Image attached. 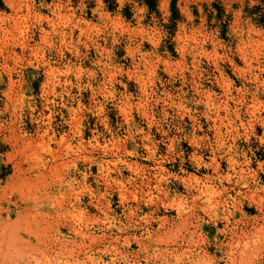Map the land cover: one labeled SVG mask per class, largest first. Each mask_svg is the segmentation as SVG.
<instances>
[{
    "label": "rangeland",
    "instance_id": "obj_1",
    "mask_svg": "<svg viewBox=\"0 0 264 264\" xmlns=\"http://www.w3.org/2000/svg\"><path fill=\"white\" fill-rule=\"evenodd\" d=\"M117 2L0 0V264H264V0Z\"/></svg>",
    "mask_w": 264,
    "mask_h": 264
},
{
    "label": "bare ground",
    "instance_id": "obj_2",
    "mask_svg": "<svg viewBox=\"0 0 264 264\" xmlns=\"http://www.w3.org/2000/svg\"><path fill=\"white\" fill-rule=\"evenodd\" d=\"M250 64H251V62H250ZM248 65H249V62H248ZM257 75V74H256ZM256 79H258V78H256ZM230 88V87H229ZM212 97V96H211ZM209 100V99H208ZM210 101H212V99L210 100ZM251 101V100H250ZM252 101H253V99H252ZM262 101V100H261ZM218 102V101H217ZM254 103H252L253 104V106L252 107H254L253 109H256V110H261V108L259 107V104H260V100H258V99H256L255 101H253ZM228 103V102H227ZM251 103V102H250ZM263 103V102H262ZM261 103V104H262ZM251 104V105H252ZM264 104V103H263ZM212 105H213V101H212ZM215 105V104H214ZM213 105V106H214ZM221 105V104H220ZM213 106H211V107H213ZM217 105H215V107H216ZM264 106V105H263ZM210 107V106H209ZM215 107H214V109H215ZM218 107V106H217ZM218 108H220V107H218ZM227 108V107H226ZM217 109V108H216ZM215 109V110H216ZM214 110V111H215ZM230 110H232V109H230ZM251 110V109H250ZM213 112V111H212ZM218 113V110H217V112L215 113V114H217ZM217 115H219V114H217ZM222 115V114H221ZM257 115V114H256ZM216 116V115H215ZM260 116V115H259ZM214 117V116H213ZM222 117V116H221ZM223 118V117H222ZM257 118V117H256ZM255 118V119H256ZM217 119H218V117H217ZM216 118H215V121L217 120ZM224 119V118H223ZM252 119V118H251ZM214 120V119H213ZM258 120V119H257ZM263 120V119H262ZM261 120V121H262ZM222 121V120H221ZM216 122H220L219 120L218 121H216ZM263 122V121H262ZM225 123V122H224ZM216 124V123H215ZM222 124V123H221ZM227 124V123H226ZM231 125V124H230ZM234 126V125H233ZM217 127V126H216ZM220 127V126H219ZM230 127V126H229ZM221 128V127H220ZM231 128V127H230ZM215 129V128H214ZM224 139V138H223ZM234 147V146H233ZM228 148V147H227ZM226 153V152H225ZM225 153H224V155H225ZM222 158V157H221ZM221 158H220V160H221ZM219 159V158H218ZM224 159H226V158H224ZM86 160V159H85ZM215 161V160H214ZM214 161H213V163H214ZM224 161V160H223ZM107 162V161H106ZM205 162V161H204ZM222 162V161H221ZM220 162V163H221ZM199 163H200V161H199ZM203 163V162H202ZM251 163V162H250ZM102 164V163H101ZM100 164V166H102ZM246 164V163H245ZM205 165V164H204ZM216 165H218V164H216ZM222 165H223V163H222ZM104 166V165H103ZM221 172V171H220ZM241 172V171H240ZM248 172V171H247ZM216 173V172H215ZM219 173V172H218ZM223 173H225V172H223ZM230 173V172H229ZM255 177V176H254ZM201 181V180H200ZM123 190V189H122ZM195 190V189H194ZM253 192V191H252ZM196 193V192H195ZM199 193V192H198ZM122 194V193H121ZM204 194V193H203ZM123 196V195H122ZM212 197H214V196H212ZM126 198V197H125ZM218 198H219V195H218ZM197 200V199H196ZM215 200V199H214ZM213 200V201H214ZM235 200H236V198H235ZM216 201V200H215ZM219 201V200H218ZM99 202V201H98ZM200 202V201H199ZM63 203V202H62ZM195 203V202H194ZM220 203V202H219ZM203 205V204H202ZM216 205V204H215ZM211 206V205H210ZM201 207H205L204 205L203 206H201ZM197 209V208H196ZM194 210V209H193ZM205 210H207V209H205ZM204 210V211H205ZM195 211V210H194ZM190 212V211H189ZM207 212V211H206ZM50 213V212H49ZM191 213H194V212H191ZM64 214V213H63ZM189 213H187V215H188ZM37 215H38V213H37ZM48 215V214H47ZM52 215V214H51ZM192 215V214H191ZM194 216V215H193ZM49 217V216H48ZM52 217V216H51ZM190 217V216H189ZM180 218V217H179ZM185 218V217H184ZM192 218V217H191ZM194 218V217H193ZM57 219V218H56ZM147 219V218H146ZM181 219V218H180ZM44 220V226H42L43 228L41 229L42 230V232L41 233H38V234H36V235H40V236H42V237H44L48 242L50 241V246H48L50 249H52L51 251H53L55 254H56V256L57 257H62V258H65L66 259V261H68V258L69 257H72L76 262H79L80 261V259H79V257H80V253H81V251H82V248L84 247V246H86L87 244H86V239L87 240H91V242H94L95 243V238L96 237H94V235H92V234H89V233H87V232H85V231H83V229H82V227L81 226H79V227H76V226H71L72 228V231H73V236L74 237H71V239H67V238H59L58 236H56L54 233H53V228H54V226L52 225V223H53V221H54V219L53 218H50V219H43ZM144 220V219H143ZM183 220H185V219H183ZM189 220V219H188ZM38 221V220H37ZM42 221V220H41ZM146 221V220H145ZM186 221V220H185ZM55 222H56V220H55ZM54 222V223H55ZM167 222V221H166ZM192 222V221H191ZM37 223V222H36ZM42 223V224H43ZM71 224V223H70ZM192 224H194V223H192ZM86 225V224H85ZM262 225V224H261ZM264 225V224H263ZM171 226V225H170ZM177 226V225H176ZM181 226V225H180ZM188 226V225H187ZM189 226H191V225H189ZM193 226V225H192ZM173 227V226H172ZM186 227V226H185ZM184 227V228H185ZM38 228H40V227H38ZM161 228V227H160ZM254 228H256V227H254ZM169 229H170V227H169ZM38 230V229H37ZM36 230V231H37ZM189 230V229H188ZM192 230H194V229H192ZM255 230V229H254ZM258 230V229H257ZM256 230V231H257ZM30 232H32V231H35V230H29ZM35 231V232H36ZM191 230H189V231H187V232H190ZM89 232V231H88ZM156 233V232H155ZM192 233V232H191ZM31 234H34V232H32ZM195 234V233H194ZM244 234V233H243ZM162 235V234H161ZM39 236V237H40ZM96 236V235H95ZM194 236V235H193ZM36 238H38V236H35ZM156 237V236H155ZM162 237H163V235H162ZM239 237V236H238ZM43 238V239H44ZM157 238V237H156ZM245 238H247V237H245ZM38 240V239H37ZM40 241H42L41 240V238H40ZM97 241V240H96ZM238 241H240L239 240V238H238ZM238 241H236V242H238ZM244 241V240H243ZM44 242V241H43ZM159 242H160V240H159ZM231 242H232V240H231ZM235 242V243H236ZM242 242V241H241ZM239 243V242H238ZM92 244V243H91ZM111 244V243H110ZM231 244V243H230ZM53 245H56V247H54ZM88 245H90V244H88ZM233 245V244H232ZM231 245V246H232ZM91 246V245H90ZM107 246V245H106ZM230 246V247H231ZM240 246V245H239ZM229 247V248H230ZM241 247V246H240ZM89 248H91V247H89ZM88 248V249H89ZM104 248V247H103ZM84 249H86V248H84ZM105 249V248H104ZM107 249H109V248H107ZM231 249V248H230ZM93 249H91L89 252H86L85 254H86V259L87 260H91V261H94V260H96L95 258V256H93L92 254V251ZM157 251H158V248L156 249ZM163 250V249H162ZM35 251V250H34ZM40 251V250H39ZM50 251V250H49ZM84 251V250H83ZM235 251V250H234ZM121 252V251H120ZM159 253H160V250L158 251ZM236 252V251H235ZM44 253V252H43ZM230 253V252H229ZM232 253V252H231ZM161 254V253H160ZM237 254V253H236ZM31 255V254H30ZM232 255V254H231ZM159 256V255H158ZM229 256V255H228ZM68 257V258H67ZM33 258V257H32ZM230 258H232V260H233V257H231L230 256Z\"/></svg>",
    "mask_w": 264,
    "mask_h": 264
},
{
    "label": "trees",
    "instance_id": "obj_3",
    "mask_svg": "<svg viewBox=\"0 0 264 264\" xmlns=\"http://www.w3.org/2000/svg\"><path fill=\"white\" fill-rule=\"evenodd\" d=\"M104 1L106 2V4L108 5V8L110 10H114L115 11L116 8L118 7L117 0H104ZM148 3L150 5V8L153 9L154 6H155L154 3H152L151 0H148ZM126 11H127L126 12L127 17L130 18V16L132 15L131 12H130V9L128 8ZM259 21H260V23H262L264 25V15L261 18H259Z\"/></svg>",
    "mask_w": 264,
    "mask_h": 264
},
{
    "label": "clouds",
    "instance_id": "obj_4",
    "mask_svg": "<svg viewBox=\"0 0 264 264\" xmlns=\"http://www.w3.org/2000/svg\"><path fill=\"white\" fill-rule=\"evenodd\" d=\"M241 2H242V0H241Z\"/></svg>",
    "mask_w": 264,
    "mask_h": 264
}]
</instances>
